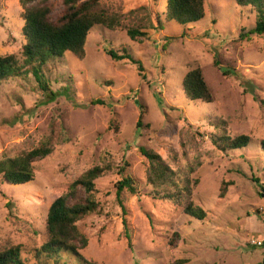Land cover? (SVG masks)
Instances as JSON below:
<instances>
[{"label": "rangeland", "instance_id": "obj_1", "mask_svg": "<svg viewBox=\"0 0 264 264\" xmlns=\"http://www.w3.org/2000/svg\"><path fill=\"white\" fill-rule=\"evenodd\" d=\"M48 2L53 16L61 11L62 0ZM165 4L101 0L118 26L93 25L83 59L65 52L50 60L41 74L50 91L42 94L31 74L0 83V155L29 150L48 136L52 143V151L33 163L32 180L10 184L0 177V250L20 244L24 259L35 264L32 253L45 239L50 203L105 160L113 169L95 180L99 209L87 217V244L79 249L86 260L264 264V35L247 34L255 15L236 0H204V17L187 24L166 21ZM22 11L19 0H0V54H15L26 68ZM127 28L147 35L134 41ZM104 49H124L140 70ZM195 66L202 68L212 102L183 93L182 78ZM222 132L250 139L243 148L223 151L210 139ZM140 148L158 153L176 171V181L190 189V198L183 195L178 204L152 198ZM125 163L140 194L122 192V213L114 185L117 167ZM188 199L204 209V219L183 212ZM250 239L262 244L250 245ZM69 256L65 263L77 264Z\"/></svg>", "mask_w": 264, "mask_h": 264}, {"label": "trees", "instance_id": "obj_2", "mask_svg": "<svg viewBox=\"0 0 264 264\" xmlns=\"http://www.w3.org/2000/svg\"><path fill=\"white\" fill-rule=\"evenodd\" d=\"M49 0H19L22 7L21 17L23 25L21 34L24 39L22 45L23 61L27 67L19 65L13 53L0 54V83L10 77L31 74L43 93L50 91V85L41 77L42 69L49 70L50 60L61 58L65 52H70L81 60L85 56L84 45L87 34L93 25H101L108 29L118 26L119 20L115 15H109L101 6V0H62L61 11L53 16V5ZM242 7H249L255 15V25L247 34L264 35V0H236ZM164 18L179 24L194 23L204 17V0H166ZM156 21H161L156 16ZM126 34L130 39L139 41L147 33L135 28H127ZM114 60L128 59L138 64L139 61L127 54L112 49H104ZM217 64V60H213ZM219 63V62H218ZM184 95L190 100L212 102L213 93L205 81L202 68L195 66L188 69L181 81ZM51 100V97H47ZM95 103H100L95 100ZM141 116H139L140 118ZM140 119L137 127H140ZM211 142L217 148L225 151L245 147L249 136L241 134L235 137L225 132L210 136ZM264 152V139L260 141ZM52 151L50 136L42 140L37 146L22 151L16 155H0V177L10 184H22L32 180L35 176L33 163ZM142 155L148 160L147 183L152 186L150 195L154 199H167L174 204L180 203L181 197L190 198V189L176 181V171L153 150L140 148ZM128 164L117 167L120 179L115 183V197L126 213L122 202L123 191L131 195H139L138 181L127 169ZM113 169L110 162L103 160L84 170L68 186V190L56 197L49 205L45 218V239L32 253L35 264H66L73 256L77 264H97L86 260L79 249L87 244L86 219L99 209L96 199L95 180ZM252 180H254L252 178ZM169 188H174L171 190ZM261 188L264 186L262 185ZM171 190V191H170ZM225 187L220 194H224ZM183 212L196 219H204L206 212L191 199L183 205ZM125 237L129 240L130 233L125 218L122 219ZM0 264H29L22 256L20 244L11 245L0 250Z\"/></svg>", "mask_w": 264, "mask_h": 264}, {"label": "built area", "instance_id": "obj_3", "mask_svg": "<svg viewBox=\"0 0 264 264\" xmlns=\"http://www.w3.org/2000/svg\"><path fill=\"white\" fill-rule=\"evenodd\" d=\"M249 243H250V245H257V246H259V245L262 244V241L261 240L250 239L249 240Z\"/></svg>", "mask_w": 264, "mask_h": 264}]
</instances>
